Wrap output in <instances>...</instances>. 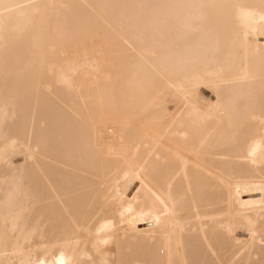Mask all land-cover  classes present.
I'll return each instance as SVG.
<instances>
[{
  "label": "bare ground",
  "instance_id": "1",
  "mask_svg": "<svg viewBox=\"0 0 264 264\" xmlns=\"http://www.w3.org/2000/svg\"><path fill=\"white\" fill-rule=\"evenodd\" d=\"M0 264H264V0H0Z\"/></svg>",
  "mask_w": 264,
  "mask_h": 264
},
{
  "label": "rangeland",
  "instance_id": "2",
  "mask_svg": "<svg viewBox=\"0 0 264 264\" xmlns=\"http://www.w3.org/2000/svg\"><path fill=\"white\" fill-rule=\"evenodd\" d=\"M16 159V158H15Z\"/></svg>",
  "mask_w": 264,
  "mask_h": 264
}]
</instances>
